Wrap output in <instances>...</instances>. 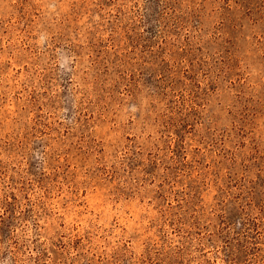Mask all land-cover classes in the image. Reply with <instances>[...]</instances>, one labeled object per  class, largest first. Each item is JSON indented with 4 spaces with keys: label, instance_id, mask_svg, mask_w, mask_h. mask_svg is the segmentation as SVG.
I'll return each instance as SVG.
<instances>
[{
    "label": "rangeland",
    "instance_id": "1",
    "mask_svg": "<svg viewBox=\"0 0 264 264\" xmlns=\"http://www.w3.org/2000/svg\"><path fill=\"white\" fill-rule=\"evenodd\" d=\"M0 264H264V0H0Z\"/></svg>",
    "mask_w": 264,
    "mask_h": 264
}]
</instances>
